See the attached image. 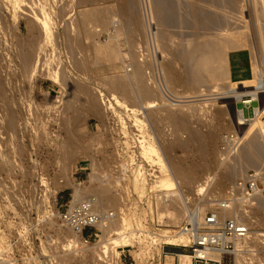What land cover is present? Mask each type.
<instances>
[{
  "label": "rangeland",
  "instance_id": "obj_1",
  "mask_svg": "<svg viewBox=\"0 0 264 264\" xmlns=\"http://www.w3.org/2000/svg\"><path fill=\"white\" fill-rule=\"evenodd\" d=\"M11 1L0 0V17L6 20L10 34V46H6L2 44L4 34L0 32V103L10 109L13 117L12 127L0 129V235L5 241L0 264H120L113 260L100 261L99 241L84 245L77 239L79 248L67 247V241L76 236L57 216V212L65 207L58 202V195L68 193L70 200L74 197L76 184L81 183V188L90 191L100 182L108 184L110 193L116 197L112 205H119L117 186L113 187L108 179L109 169L117 166L120 172L116 175H126L127 180L121 182L125 186V189L120 188L121 192L137 215L139 207L135 201L139 196L130 181L136 171L132 172L133 167L138 160L144 159L141 152L144 146L158 149L156 153L164 155L170 162L196 169L192 181L181 182L184 203L169 204V209L175 213L174 222L159 227L161 229L177 231L176 224L184 221L188 208L197 205L203 208L205 204L207 207L217 192L223 195H220L222 198L229 197L230 186L238 173L258 166L260 160L242 154L247 165L237 171V176H230L224 185L215 187L219 174L229 170L243 150L251 149L252 144L258 142L264 145L257 131L244 133L245 130L234 122L231 110L220 107L217 101L192 102L181 109L182 122L171 118L169 108L157 112L156 109L144 116L138 112L139 105L130 92L121 95L110 91V80L123 72L118 43L126 48L125 65L134 63L137 57L143 58L147 66H153L158 59L170 68V63L176 62L180 69L172 67L168 73L173 80L187 73L185 61L180 57L183 46L219 32L241 34L246 38V45L229 49V56L246 73L239 76L237 71L233 80L251 79L255 74L256 58L264 63V42L257 25L258 13L264 14V0H171L172 18L165 24L160 23L163 14L154 0H94L87 3L80 0H16L15 11L10 7ZM193 1L197 10L191 6ZM94 8L105 20L88 23L91 36L82 40L81 47L75 51V59L86 64L85 69H79L71 64V53L60 39L64 32L75 31L81 17ZM194 14L200 18L206 16L208 23H196ZM39 21L47 26L48 40L43 39L44 34L37 29ZM36 36H39L37 40ZM20 43L32 54L30 69L28 67L23 76H19L22 62L17 49ZM96 44L99 45V60L95 54ZM50 72L55 73L58 83L47 75ZM5 76L11 79L12 86L5 84ZM187 82L184 84L187 90L198 89V86L191 88ZM79 86L94 93L101 92L103 108L99 104L96 108L82 104L75 96ZM256 105L253 101L249 109L241 103L237 107H243L244 114L248 115ZM235 127L239 128L242 140L227 153L220 152L221 134ZM195 133L202 137L211 135L210 146L205 147L196 140L190 142ZM61 148L73 151L66 163L58 158ZM259 167L264 170L263 163ZM93 172L99 174L95 179ZM207 175L211 178L208 189L213 187L214 190L197 195L194 186ZM235 196L245 197L239 193ZM31 199L36 203L32 204ZM251 200L253 198L249 197L247 201ZM258 202L264 208V202ZM104 207L109 208L105 204ZM248 226L252 232L251 243L264 254V235L262 239L255 237V232L264 233V226L255 223H248ZM143 241L146 239L127 245V264H139L140 258L134 251H139L136 246ZM149 242V247L145 246L147 243L142 247L144 251H153L154 257L144 262L156 260L158 246H161V264H174V259L170 261L165 257L163 250L190 254L180 244H161L159 237Z\"/></svg>",
  "mask_w": 264,
  "mask_h": 264
},
{
  "label": "bare ground",
  "instance_id": "obj_2",
  "mask_svg": "<svg viewBox=\"0 0 264 264\" xmlns=\"http://www.w3.org/2000/svg\"><path fill=\"white\" fill-rule=\"evenodd\" d=\"M80 1L87 3L94 0ZM170 1L171 0H154V4H156L157 7L162 11L163 15L160 18V23L162 24L171 21L172 13L170 12V10L172 4ZM191 6L196 10L198 9L194 1L191 3ZM10 7L11 9L14 8L15 11V9L17 8L16 0L11 1ZM263 15L264 14L262 11L258 13L257 19L259 21V24L257 25L261 30V38L264 42ZM194 19L196 23H198L199 21L208 23V21L206 20V16L204 15H202L201 18L195 15ZM103 20H105V18L100 15L99 11L96 8H94V10L91 11L88 15L81 17L80 22L78 23V27L75 31L64 32L60 40L68 49V51H70L71 57L73 58L71 64L74 67L79 69L86 68V64H84L80 60L75 59V51L76 49H79L81 47L82 40L88 39L91 36V31L87 26L88 23L99 22ZM211 23H213V21H211ZM39 24L40 25L39 27H37V29L40 30L41 34H44L43 39L48 40L49 31L47 29V26L43 23V21H39ZM0 32L4 34V40L2 44L10 46V34L7 33L8 25L3 16L0 17ZM38 37L39 36H36L34 38L37 40ZM21 45L23 44L20 43L17 49L22 62V65L19 69V76H23L25 72L28 71V67L30 69V64L32 61L31 51L25 50ZM243 45H246V38L241 36V34H233L227 32H219L215 35L209 36L207 38H202L193 43L187 42L185 47L183 46L182 50L180 51V57L185 61L187 73H183L177 77H174L173 80H170V76L168 74L170 73V70H173V68L180 69V66L176 62L170 63V68L166 63H164L163 60L158 59L154 62L153 66H147L143 63V58L140 59V57H137L135 58L134 63L125 65L124 60L126 48L118 43V56L119 61L121 62L123 67V72L117 78H112L110 80V91L117 92L121 95H127L130 92L132 94V97L139 105L138 112H140L144 116H147L148 112L152 113L153 111L154 113V110L156 109L157 112L160 111V109L169 108L171 109V118L176 122H182L183 114L181 109L189 107L192 102L217 101L220 107H228L231 110L234 115V122L236 124H239L242 122V111L240 108L236 107V102L242 99L241 94L244 88L248 87L255 89L256 92L253 94V96L260 101V108L264 110V63H262L260 59L258 60V58H256L254 65L255 74L253 73V77L251 79L233 80L232 78L233 75L237 76L238 74L239 76H241L246 74L243 72L244 70L241 65L237 62L233 63L231 61V57L229 56V49L241 47ZM98 47L99 45L96 44L95 54L97 59ZM47 75L51 76V79L54 83L59 82V79L56 78L55 73L50 72ZM3 80L5 81L6 85L12 86L11 79L8 76H5ZM222 81H226V84H222ZM186 82L191 88L192 86H198V89L195 88L187 90V88H185L184 86ZM208 83H210L209 86L207 85ZM201 86L204 87L200 88ZM205 88H207V90ZM75 96L82 104L86 105L89 108H96L98 104L100 107H102V101L104 102V100H102L103 95L101 94V92L97 91V93H94L87 87L79 86L78 90H76ZM111 98H114V94H111ZM1 104L2 103H0V105ZM12 126L13 117L11 115L10 109L4 108V106L1 105L0 129ZM245 130H247V132L249 131L248 133H252L256 130V134H258L262 138V140H264V125L256 127V125L251 124L249 125V127H246ZM194 140L200 142L201 144H203V146L205 145V147H208L211 144L212 136L209 135L206 137H202L198 133H195L193 140L190 142H193ZM251 147V149L249 148L242 151V153L239 155V159L237 160L238 162L236 161L232 163V165L229 166V170L225 169L222 171V173L219 174V176L216 178V181L214 182L215 187L217 185H224L230 178V176H235L238 170L240 171L244 166L247 165L241 156L242 154L245 157H251L253 159L260 160V162L258 161V166H262V163L264 164V145L258 142L254 143V145L252 144ZM157 151L158 149H154V147L144 146L141 152L143 153V156L147 158V160L153 161L155 157H153L152 155H157ZM72 154L73 151L68 148H61L58 150V158H60V161H63L64 163L70 160ZM167 163L168 169L160 168L158 174L155 176L152 182V186L159 190H172L169 191L172 195L170 202L180 201L184 203V196L180 191L181 182L183 180H185L186 183L192 181L196 177V169H194L193 167L185 166L179 162H170L169 160H167ZM98 175L99 174L96 172H93L92 174L94 179L97 178ZM110 178L108 179L111 181L113 187L118 185L122 186V184L117 183V180L115 178ZM210 180L211 178L208 175L203 176L202 181L196 183V185L194 186L195 193L197 195H201L206 191H208L209 193L212 192L214 190L213 187L208 189ZM130 183L134 192L139 196V198L142 197L145 188L144 178L141 176V174H134ZM80 184L81 183H78L74 186V197H72L73 199L71 200V203L83 198L88 194L86 192H89L90 194L92 193L97 195L99 199V208H105V204L109 208H117L119 210V212H117V219L113 223L111 229L112 236L109 238L102 237L99 240L98 248L101 253H99L98 258L100 259V261L104 260L103 255L105 252L108 254L110 247L111 250H113L114 246H132L135 242L139 241L138 235L135 230H143L145 229V227L143 226L141 219L137 218V215H135L132 207L128 205H125L123 207L119 205L113 206L112 204L116 202V197L110 193V187H108V184L106 185L100 182L96 183V185H93L91 187L90 191L81 188ZM122 188L125 189V186H122ZM173 189H177V191H173ZM220 195L223 196L222 194H220V192H217V196L211 198L209 201L217 202L219 199H222ZM248 198L249 197L235 198L234 205H232L231 209L227 210V214L231 215L236 220L242 222L245 225H248V223H255L263 227L264 208L261 205V202H258V200H255L254 198L251 201H247ZM31 203L34 204L36 203V201L34 199H31ZM205 208L206 204L203 208L199 205L193 207V209L188 208L186 215H190L191 213L199 214ZM165 213L167 214V212ZM57 216H59V212H57ZM67 228L70 231H73L74 236H76L73 239H69L67 241V247L70 249L79 248V243L77 242L78 233L72 230V228ZM255 233L256 238L262 239L264 233ZM157 237H159V241L161 244L165 243L178 245L186 243L185 236L179 230L174 231L169 228H160ZM149 243L151 244V242ZM149 243H147L145 246H148ZM4 246L5 241L0 235V252L2 251ZM157 250L156 260L154 262H144L150 261L151 259L153 260L154 252L150 249L144 251L140 247L139 251H134V253L135 255H138V258H140L138 260L139 264H161V246H158ZM100 254H102V257L100 256ZM167 257L170 258V261L173 260V256L168 255ZM178 259L179 264H191V257L189 254L178 253ZM166 264H171V262H168Z\"/></svg>",
  "mask_w": 264,
  "mask_h": 264
},
{
  "label": "built area",
  "instance_id": "obj_3",
  "mask_svg": "<svg viewBox=\"0 0 264 264\" xmlns=\"http://www.w3.org/2000/svg\"><path fill=\"white\" fill-rule=\"evenodd\" d=\"M255 92L253 88H244L241 94L242 99L236 102V107L238 103H241L247 109L253 101L257 102L251 114L245 115L244 108H240L242 122L237 124V127L242 130L251 124L256 127L264 125V110L260 108V101L253 96ZM239 128L235 127L221 134L220 152L227 153L242 140L243 136H240ZM244 133H247V130ZM152 156L155 157L153 161L144 157L143 161L138 160V164L132 169V172L136 170L134 174L140 173L144 178L145 188L143 197L135 201V205L139 207L137 218L141 219L145 227L135 232L140 240L146 239L136 246L137 249L140 247L143 249L144 243L155 239L158 236L159 227L174 222L175 213L169 209L172 198L169 191L172 190H159L152 186L160 168L168 169V163L163 155ZM109 170L110 177L115 178L118 184L127 182L126 175H116L120 172L117 166ZM240 172L230 186L231 195L229 197L212 202L199 214L186 215L184 221L176 224L178 230L186 238V243L180 246L189 250L192 264H264V254L260 253L251 243L250 227L227 214V210L231 209L236 198L235 193L264 202V170L259 166H252ZM120 188L122 186L118 185L117 194L119 195V206L123 207L127 205V199L126 196L124 198ZM72 199L68 200L64 209L59 212V219L63 225L78 233L77 237L80 242L90 245L102 237L112 236L111 229L117 219V212H119L117 208H99V199L95 194H88L71 203ZM126 247L128 246H114L113 250L110 247L108 254L104 253L103 261L106 263L113 260L116 263L127 264Z\"/></svg>",
  "mask_w": 264,
  "mask_h": 264
},
{
  "label": "crops",
  "instance_id": "obj_4",
  "mask_svg": "<svg viewBox=\"0 0 264 264\" xmlns=\"http://www.w3.org/2000/svg\"><path fill=\"white\" fill-rule=\"evenodd\" d=\"M68 200H69V194L68 193H62V194L58 195V202H60L62 205H65ZM162 253H165V257H167L168 255L169 256H173L174 264H175V262H177V264H179L178 252L177 251L169 249L166 252L163 250ZM191 264H192V261H191Z\"/></svg>",
  "mask_w": 264,
  "mask_h": 264
}]
</instances>
